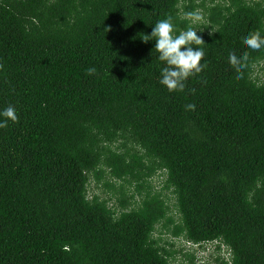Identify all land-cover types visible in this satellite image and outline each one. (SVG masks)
<instances>
[{"label": "trees", "instance_id": "obj_1", "mask_svg": "<svg viewBox=\"0 0 264 264\" xmlns=\"http://www.w3.org/2000/svg\"><path fill=\"white\" fill-rule=\"evenodd\" d=\"M166 17L205 42L183 91L141 37ZM255 31L264 0H0V110L19 116L0 128V264H176L209 243L222 256L189 264H264Z\"/></svg>", "mask_w": 264, "mask_h": 264}, {"label": "clouds", "instance_id": "obj_2", "mask_svg": "<svg viewBox=\"0 0 264 264\" xmlns=\"http://www.w3.org/2000/svg\"><path fill=\"white\" fill-rule=\"evenodd\" d=\"M195 20H200L198 13H190ZM198 29L188 28L177 34L175 25L171 17H166L157 21L152 28L150 34H144L142 37L144 42L155 40L154 49L158 53V59L164 62V67L160 68V84L166 86L169 92L183 91L185 81L196 74H199L206 67L201 61L205 56L202 47H193L204 44L203 38L197 34ZM211 32H216L211 30ZM211 34V33H210ZM243 41L248 48L259 50L264 48V34L260 31L245 34ZM248 54L230 52L228 55V63L232 65L236 71V78L244 77L243 69L246 66ZM189 110H194V104L186 105ZM19 116L14 106H9L0 110V128L8 126V122H18Z\"/></svg>", "mask_w": 264, "mask_h": 264}, {"label": "rangeland", "instance_id": "obj_3", "mask_svg": "<svg viewBox=\"0 0 264 264\" xmlns=\"http://www.w3.org/2000/svg\"><path fill=\"white\" fill-rule=\"evenodd\" d=\"M263 73H264V69L260 70V69L257 68V74L260 77H262ZM161 182L159 183L158 178L154 179V184H156L157 186H160ZM164 194L169 197L170 191L164 190ZM167 235L169 236V234L167 232H164L162 234L164 239H169V237ZM170 240L173 241L172 239H170ZM182 243H183V241H176V242L174 241L173 242V247H170V248H172L174 250H179V249L182 248V246H181ZM182 249H183V253L184 254H187V253L194 254L195 257H196L197 263L204 262V261H206L208 259L216 257L217 255L222 256V254H223V252L221 251L222 249L221 250H217L216 243H209V244L203 245V247L192 246L191 244H186V245L183 244V248ZM183 253L177 252L174 255V262L176 264H180V263L189 264V259L187 257H185V255Z\"/></svg>", "mask_w": 264, "mask_h": 264}]
</instances>
